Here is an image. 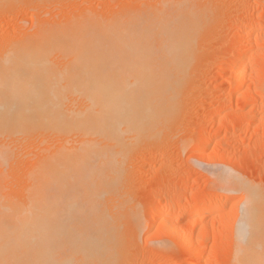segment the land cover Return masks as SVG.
<instances>
[{
    "label": "bare ground",
    "instance_id": "1",
    "mask_svg": "<svg viewBox=\"0 0 264 264\" xmlns=\"http://www.w3.org/2000/svg\"><path fill=\"white\" fill-rule=\"evenodd\" d=\"M198 1L167 0L157 2L153 12L136 8L83 22L75 17V23L54 30L33 26L32 42L9 46L7 55L35 66L25 78L0 81V264H117L123 259L129 221L122 218L130 213L132 195L127 193L129 162L167 132L182 111L180 97L200 61V35L213 12ZM259 30L257 39L263 37ZM248 57L224 62L237 82L245 78ZM44 131L51 148L45 155L33 154L24 194L15 200L6 194L2 177L11 163L7 148L24 146L29 134ZM205 136L198 134L195 151L205 149ZM181 145L185 149L189 143ZM226 170H218L215 186L242 192L240 213L231 209L225 216L228 197L213 193L194 205L166 200L151 221L160 219L168 238L200 254L187 226L200 215L219 214L221 227L234 222L230 264H264V188ZM135 211L129 214L133 227L128 225L139 236L144 227Z\"/></svg>",
    "mask_w": 264,
    "mask_h": 264
},
{
    "label": "rangeland",
    "instance_id": "2",
    "mask_svg": "<svg viewBox=\"0 0 264 264\" xmlns=\"http://www.w3.org/2000/svg\"><path fill=\"white\" fill-rule=\"evenodd\" d=\"M164 1L145 0L146 7H143V11V0L1 1L0 81L11 82L25 78L29 67L35 66L7 55L10 45L18 43L21 46L27 41H33L34 36L31 34L36 32L32 31L33 26L54 30L64 28V23L66 27L77 20L83 22L92 15H103L101 18H105L115 11V14L120 15V12H133L136 8L137 13L151 12V8L153 12V8L159 7L156 5ZM200 1L202 5L206 3L204 6L208 5L213 12L209 14L212 15L208 17L209 23L204 26H209L208 29H203L204 34L200 35V61L193 65L194 76L189 79V84L180 97L182 111L171 128L166 129L167 132L164 131L154 144L141 147L129 162V166L130 163L132 165L128 175L130 192L128 190L127 193L132 195L129 199V211H124L130 212L131 216L135 210L139 211L136 218L143 223L144 230L136 236L134 229H130L134 219L126 212L127 215H124L122 221H129L130 226L125 222L123 259L117 264H153L158 261L162 264L161 259L164 262H174L172 264H197L195 259H199V264H230L234 222L221 227L219 214L208 217L200 215L196 223L188 225L187 228L193 236V245L201 247L199 254L194 249L190 252L186 248L187 244L185 247L183 244L179 245L178 240L168 238L161 220L157 219L154 224L151 215L155 209L165 207L166 200L171 204L184 200L194 205L205 194L213 193L228 197L223 206L224 214H227L225 216H231V209L237 215L241 212L239 202L242 192L235 190L237 193H225L215 186L214 176L219 173L218 170L224 172V168L228 173H234L236 179L241 177L242 181L258 184L260 187H257L261 190L264 188V0ZM247 26L248 31L245 29ZM258 30L263 34V37H258H262L260 40L254 35ZM256 46L263 48L257 51L254 49ZM247 55L249 57L245 78L238 83L235 74L233 75L234 69L225 66L224 62ZM20 102L19 100L15 105L20 107ZM253 107L256 108L255 113H249ZM199 133L205 134L206 140L208 139L207 146L200 152L195 151ZM214 133H217L216 136ZM48 138L50 136L45 131L33 133L29 134L24 146L11 145L7 148L11 163L2 177L7 179L5 185L8 196L15 200L22 198L27 176H30L33 168L30 170V163L34 164L33 154H46V150L51 148ZM183 142L189 143L188 148H182ZM161 224L163 232L159 227ZM182 224L186 225L187 220ZM199 231L204 235L200 237Z\"/></svg>",
    "mask_w": 264,
    "mask_h": 264
}]
</instances>
